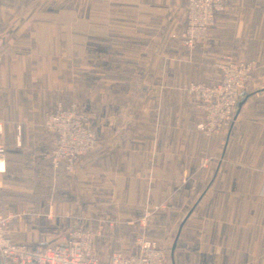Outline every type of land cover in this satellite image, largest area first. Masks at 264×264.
I'll list each match as a JSON object with an SVG mask.
<instances>
[{
    "label": "crops",
    "instance_id": "crops-1",
    "mask_svg": "<svg viewBox=\"0 0 264 264\" xmlns=\"http://www.w3.org/2000/svg\"><path fill=\"white\" fill-rule=\"evenodd\" d=\"M184 27V0H0V205L13 241L50 245L78 226L98 231L101 261L137 255L143 232L167 264H264V0H223L191 51ZM226 59L253 64V91L231 128L206 135L185 88L217 83ZM57 104L97 136L71 172L49 158L44 116Z\"/></svg>",
    "mask_w": 264,
    "mask_h": 264
},
{
    "label": "built area",
    "instance_id": "built-area-1",
    "mask_svg": "<svg viewBox=\"0 0 264 264\" xmlns=\"http://www.w3.org/2000/svg\"><path fill=\"white\" fill-rule=\"evenodd\" d=\"M185 27L178 36L181 46L191 51L202 41L214 25L215 16L223 9V0H184ZM0 40V46L5 44ZM215 67L221 78L215 84H191L185 88L193 103L205 114L197 129L206 135L220 133L233 126L234 110L240 94L251 80L253 64L235 63L226 59ZM1 93V91H0ZM44 128L55 137L49 153L51 166L64 163L71 172L79 159L97 147V136L89 120L76 107L55 109L44 116ZM3 124L0 121V175L4 173L6 149L2 142ZM186 179V176H184ZM12 218L0 205V264H167V253L160 245L148 239L145 233L137 239L139 253L128 256L113 251L105 261L99 260L93 251L98 231L73 226L65 228L55 243L41 245L17 243L9 237L7 224ZM51 219L50 216L46 217Z\"/></svg>",
    "mask_w": 264,
    "mask_h": 264
},
{
    "label": "rangeland",
    "instance_id": "rangeland-1",
    "mask_svg": "<svg viewBox=\"0 0 264 264\" xmlns=\"http://www.w3.org/2000/svg\"><path fill=\"white\" fill-rule=\"evenodd\" d=\"M184 13H185V7H184ZM251 91H253V89L250 87V83H249L245 91L243 90V92L240 94L239 99L242 98V96H246V94L251 93Z\"/></svg>",
    "mask_w": 264,
    "mask_h": 264
}]
</instances>
